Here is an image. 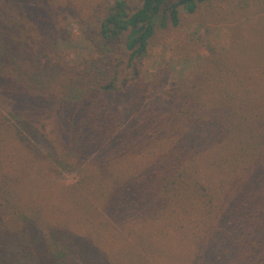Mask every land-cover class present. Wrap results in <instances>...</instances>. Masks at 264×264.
Segmentation results:
<instances>
[{
    "label": "trees",
    "instance_id": "1",
    "mask_svg": "<svg viewBox=\"0 0 264 264\" xmlns=\"http://www.w3.org/2000/svg\"><path fill=\"white\" fill-rule=\"evenodd\" d=\"M236 1L0 0V264H264V0ZM183 19L201 66L145 104Z\"/></svg>",
    "mask_w": 264,
    "mask_h": 264
},
{
    "label": "rangeland",
    "instance_id": "2",
    "mask_svg": "<svg viewBox=\"0 0 264 264\" xmlns=\"http://www.w3.org/2000/svg\"><path fill=\"white\" fill-rule=\"evenodd\" d=\"M250 0H237V4L244 5ZM186 19L182 20L183 25L172 27L169 22L166 25L157 23L156 34L149 45V54L142 65V79L144 87L139 91L141 101L150 106H157L163 103L164 94L171 87V84L180 83L190 79L194 71L201 66L202 59L199 56V48L194 42V24L187 25ZM63 33L57 40L56 46L62 48L64 42L69 44L70 56L77 57L84 55L87 44L82 41L85 28L71 17H67L63 24ZM198 27V28H197ZM91 29V28H88ZM230 38L228 28L220 27L214 35V42L218 48L225 49ZM74 45V47H73ZM155 79V82L153 80ZM254 97L260 104L264 99V83L254 89ZM63 181L70 184L75 181L74 175L64 174Z\"/></svg>",
    "mask_w": 264,
    "mask_h": 264
}]
</instances>
